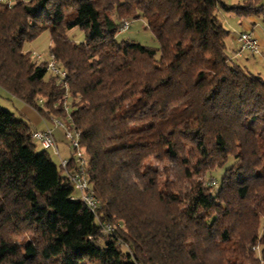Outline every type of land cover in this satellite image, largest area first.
Returning a JSON list of instances; mask_svg holds the SVG:
<instances>
[{
    "label": "trees",
    "instance_id": "16d2710c",
    "mask_svg": "<svg viewBox=\"0 0 264 264\" xmlns=\"http://www.w3.org/2000/svg\"><path fill=\"white\" fill-rule=\"evenodd\" d=\"M217 8L264 14L257 0L0 2V87L45 119L66 117L68 94L100 202L95 216L73 199L0 105V264H264V76L227 52ZM125 17L158 46L118 40ZM43 29L64 78L22 50Z\"/></svg>",
    "mask_w": 264,
    "mask_h": 264
},
{
    "label": "rangeland",
    "instance_id": "374dc122",
    "mask_svg": "<svg viewBox=\"0 0 264 264\" xmlns=\"http://www.w3.org/2000/svg\"><path fill=\"white\" fill-rule=\"evenodd\" d=\"M224 3L228 5L233 4H243L248 0H222ZM258 4L264 5V0H257ZM217 18L221 21L223 26L228 30V35L225 39L226 41V49L227 52L232 55L234 51L237 49L236 39L235 37L242 31H250L255 36L258 37L259 43L264 41V14L256 13L253 15L241 16L238 15L236 12L232 10H226L223 8H217L215 11ZM124 20L129 21V28L124 31L116 34L118 40L121 39H129L137 41L141 44L157 47L158 43L153 35L152 31L147 27L143 18H129L125 17ZM122 20V19H121ZM67 35L69 38L75 40L76 42L82 41L85 37L84 30L78 26H75L67 31ZM49 47H50V35L48 29L41 30L35 37L31 39H27L22 44V50L25 52H29V55L33 61H46L49 57ZM260 54L258 55H248L246 60L250 63L249 65L245 63V59L238 58L237 61L246 65L248 69L258 72L260 75L264 76V43H260ZM41 55V59L37 60L36 55ZM247 53H243V56ZM261 57V58H260ZM49 75V71L47 72L46 76ZM4 92V91H3ZM70 97L67 98V106H68V114L72 111ZM0 105L5 109H9L14 111L15 107L21 105V103L9 95H4L0 91ZM18 116L17 112L15 113ZM50 118V117H49ZM65 123L68 124L69 118L66 115L65 118L60 117ZM62 130V129H61ZM56 145L59 149L61 156H68L71 154V149L67 146V141L63 137V130L62 134H57L55 138ZM35 146L34 149L36 152L42 151L41 146L34 142ZM50 154L52 161L58 166L59 168V158L58 156L53 154V151L47 150ZM231 159H228L226 163L217 168L214 171L215 177L218 180L219 177L223 174L225 168L230 164ZM206 181L210 180L209 178L205 179Z\"/></svg>",
    "mask_w": 264,
    "mask_h": 264
},
{
    "label": "built area",
    "instance_id": "2783aa9c",
    "mask_svg": "<svg viewBox=\"0 0 264 264\" xmlns=\"http://www.w3.org/2000/svg\"><path fill=\"white\" fill-rule=\"evenodd\" d=\"M2 3L11 5L14 0H0ZM129 28V21L122 20L118 32H124ZM237 49L232 54L233 57L243 56V53H249L251 55L260 54V43L258 38L250 31H242L236 36ZM37 60L41 59V55H36ZM46 68L51 75H56L59 78H64L66 73L58 66V63L52 54H49L48 60H46ZM64 86L66 84L64 83ZM68 94L65 93L62 101V109L68 115L69 122L65 125L64 121L60 117L51 115L50 120L53 127H59L63 130V137L67 141V145L71 149V157H61L59 149L57 148L53 127L46 125L43 129H33L31 132V140L37 142L42 149L52 150L53 154L59 158V168L69 181L73 194L72 198L75 200H81L88 209L96 216L98 209L100 208L99 199L95 196L94 190L86 175V154L85 150L79 141V131L71 126L70 116L68 114L67 106ZM42 99L38 102L41 104ZM71 158L73 164H71ZM102 228L106 233L112 230V226L108 222L102 224Z\"/></svg>",
    "mask_w": 264,
    "mask_h": 264
},
{
    "label": "crops",
    "instance_id": "0c3cea01",
    "mask_svg": "<svg viewBox=\"0 0 264 264\" xmlns=\"http://www.w3.org/2000/svg\"><path fill=\"white\" fill-rule=\"evenodd\" d=\"M260 43L262 44V43H264V41H261ZM248 55H251V54L247 53V54H245L244 56H242L240 58L242 60L245 59V63L249 65L250 63L248 62V60H246V59H248L247 58ZM252 56H254V55H252ZM0 91H1V93H3L6 96L9 95L10 97H13V98L17 99L21 103V105H18V107H15V110H16L15 113L17 112L18 116H22L23 118H25L29 122V124H30L32 129H39L40 130V129H43L46 125L52 126V122H51L50 118L45 119L32 106L24 103L23 101H21L20 99L14 97V96H12L11 94H9L6 90L2 89L1 87H0ZM53 134H54V138H56L57 134L61 135L62 134L61 128L53 127ZM61 157H68L69 158V157H71V154L68 155V156H61Z\"/></svg>",
    "mask_w": 264,
    "mask_h": 264
}]
</instances>
